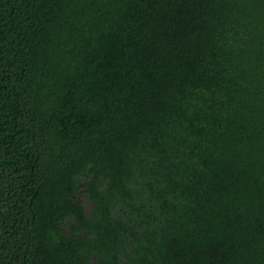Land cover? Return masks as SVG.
<instances>
[{"label": "trees", "instance_id": "1", "mask_svg": "<svg viewBox=\"0 0 264 264\" xmlns=\"http://www.w3.org/2000/svg\"><path fill=\"white\" fill-rule=\"evenodd\" d=\"M0 264H264V0H0Z\"/></svg>", "mask_w": 264, "mask_h": 264}]
</instances>
